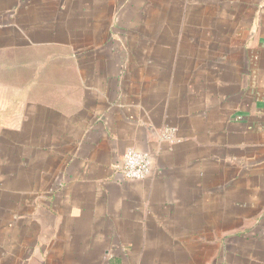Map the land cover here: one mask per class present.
I'll return each instance as SVG.
<instances>
[{
    "label": "crops",
    "instance_id": "crops-1",
    "mask_svg": "<svg viewBox=\"0 0 264 264\" xmlns=\"http://www.w3.org/2000/svg\"><path fill=\"white\" fill-rule=\"evenodd\" d=\"M0 264H264V0H0Z\"/></svg>",
    "mask_w": 264,
    "mask_h": 264
},
{
    "label": "built area",
    "instance_id": "built-area-1",
    "mask_svg": "<svg viewBox=\"0 0 264 264\" xmlns=\"http://www.w3.org/2000/svg\"><path fill=\"white\" fill-rule=\"evenodd\" d=\"M164 138L174 140V130L164 132ZM122 174L129 181H144L149 178L153 171V158L147 152L128 149L123 157Z\"/></svg>",
    "mask_w": 264,
    "mask_h": 264
},
{
    "label": "rangeland",
    "instance_id": "rangeland-1",
    "mask_svg": "<svg viewBox=\"0 0 264 264\" xmlns=\"http://www.w3.org/2000/svg\"><path fill=\"white\" fill-rule=\"evenodd\" d=\"M12 108H14V109H15V108H16V105L12 106Z\"/></svg>",
    "mask_w": 264,
    "mask_h": 264
}]
</instances>
